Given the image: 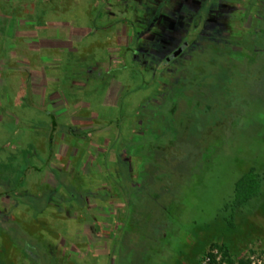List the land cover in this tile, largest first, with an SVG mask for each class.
<instances>
[{
  "label": "rangeland",
  "instance_id": "obj_1",
  "mask_svg": "<svg viewBox=\"0 0 264 264\" xmlns=\"http://www.w3.org/2000/svg\"><path fill=\"white\" fill-rule=\"evenodd\" d=\"M214 1L0 0V11L21 20L23 36L16 40L11 28L0 61V264H40L34 256L48 249L63 255L59 264H197L222 242L235 260L264 255V106L246 104L226 153L202 175L180 177L172 198L161 193L164 207L153 210V224L137 216L134 241L126 236L129 224L122 229L114 122L126 106L129 132L146 94L125 65L145 69L143 60L173 51L186 35L185 17L203 16L202 2L205 19L225 28L218 15L244 5ZM106 55L124 71L119 83L109 71L113 86L103 92ZM253 167L262 193L238 205L236 183Z\"/></svg>",
  "mask_w": 264,
  "mask_h": 264
},
{
  "label": "trees",
  "instance_id": "obj_2",
  "mask_svg": "<svg viewBox=\"0 0 264 264\" xmlns=\"http://www.w3.org/2000/svg\"><path fill=\"white\" fill-rule=\"evenodd\" d=\"M240 2L244 5L238 10L218 15L228 24L227 28L221 24L212 26L205 19L208 13L203 2L200 5L203 16L192 13L185 17L187 25L182 29L186 35L181 43L187 46L179 57L169 51L159 52L155 60L141 62L145 69L125 65L130 79L138 81L136 90L146 93L130 116L133 123L129 132L124 128L126 106L123 105L122 114L114 122L121 134L115 145L120 158L117 183L125 200L122 229L124 233L129 224L125 234L128 240L135 239L137 216L146 217L151 223L156 220L153 210L164 207L161 193L172 198L180 177L190 180L202 175L208 163L226 153L231 131L236 125L243 126L240 120H245L246 104L256 110L264 106V0ZM137 42L144 41L138 37ZM131 46L127 53H131ZM147 51L146 54L152 55V48ZM108 62L106 55L103 58L106 71L102 69L99 74L105 79L98 88L103 92L113 86L107 82L109 71H113V79L118 83L119 73L124 71L109 66ZM54 139L52 134L51 149ZM262 180L255 167L242 175L236 183L237 204L244 205L258 197L262 193ZM214 247L235 260L225 242L212 243L211 248ZM61 256L48 249L34 257L40 264H59ZM64 257L67 259L66 254ZM238 260L249 264L247 259Z\"/></svg>",
  "mask_w": 264,
  "mask_h": 264
},
{
  "label": "crops",
  "instance_id": "obj_3",
  "mask_svg": "<svg viewBox=\"0 0 264 264\" xmlns=\"http://www.w3.org/2000/svg\"><path fill=\"white\" fill-rule=\"evenodd\" d=\"M10 16H7L6 13L0 11V61L5 64V54L7 53L9 46V39L13 37L11 34V28H13L14 32H17L14 37L18 41H22V26L20 21L17 20V15L9 14ZM14 22V25L12 24ZM27 31L24 32L26 37ZM14 45H17L16 42H14ZM20 44V43H19ZM22 44V43H21ZM2 69V68H0ZM5 68H3L4 70Z\"/></svg>",
  "mask_w": 264,
  "mask_h": 264
},
{
  "label": "built area",
  "instance_id": "obj_4",
  "mask_svg": "<svg viewBox=\"0 0 264 264\" xmlns=\"http://www.w3.org/2000/svg\"><path fill=\"white\" fill-rule=\"evenodd\" d=\"M249 264H264V255L255 252L247 259ZM198 264H242L239 260L231 261L225 256L224 252L218 248H210L207 253L200 259Z\"/></svg>",
  "mask_w": 264,
  "mask_h": 264
},
{
  "label": "flooded vegetation",
  "instance_id": "obj_5",
  "mask_svg": "<svg viewBox=\"0 0 264 264\" xmlns=\"http://www.w3.org/2000/svg\"><path fill=\"white\" fill-rule=\"evenodd\" d=\"M186 46H187V44H185V43H181V44H179L178 46H176L174 49H173V51H170L171 52V54H172V56H176V57H179L181 54H182V52H184L185 50H186ZM181 49H183L181 52H179V50H181Z\"/></svg>",
  "mask_w": 264,
  "mask_h": 264
},
{
  "label": "water",
  "instance_id": "obj_6",
  "mask_svg": "<svg viewBox=\"0 0 264 264\" xmlns=\"http://www.w3.org/2000/svg\"><path fill=\"white\" fill-rule=\"evenodd\" d=\"M183 49L179 50V52H181Z\"/></svg>",
  "mask_w": 264,
  "mask_h": 264
}]
</instances>
